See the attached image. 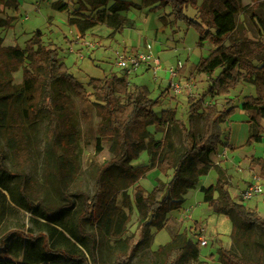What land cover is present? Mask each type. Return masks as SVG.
<instances>
[{
    "label": "rangeland",
    "instance_id": "374dc122",
    "mask_svg": "<svg viewBox=\"0 0 264 264\" xmlns=\"http://www.w3.org/2000/svg\"><path fill=\"white\" fill-rule=\"evenodd\" d=\"M68 1L18 0L19 8L16 12L11 8L5 9L4 4L0 5V18L11 20L10 27L0 29V151L3 155V165L8 171L25 176L27 194L34 202L38 201L41 206L51 209L62 204H71L68 216L74 220L76 211L81 207L82 197L79 194L85 195L88 199L93 196L96 174L105 162L116 156V142L112 138L101 139L97 147L96 140L100 138L99 117L93 105L94 98L90 97L88 102L81 101L70 83L64 79L52 83L48 107L37 106L34 116L27 121L23 115V101L19 91L22 84V70L15 73L9 71L10 58L7 52L9 48L23 49L25 42L36 30H40L45 45L57 50L59 61L65 64L67 73L74 76L88 93H91L88 82L92 78L103 79L111 74L125 77L130 91L135 92L139 97L159 101V106L153 109L158 115L161 110H175L176 119L186 127H189L191 105L199 104L198 113L191 120L197 140L205 131V116L200 114L207 106H213L217 112H224L228 109L229 103L236 106L243 97L254 96L255 87L242 82L228 96L209 95L208 78L196 72V65L200 58L208 56L212 45L205 42L197 46V33L192 28L187 29L182 22H176L171 15L170 7L152 10L144 7L140 0H124L132 3L133 6L127 11L118 12L117 18L113 20V27H109V21H106V24H96L81 34L76 25L68 23V19L72 18L74 21L84 23L94 18L99 11L108 12L113 6V1L105 5H99L101 0H70V3ZM195 1L197 5L202 3V0ZM236 1L246 8V11L239 16L245 37L250 42H259L263 39V30L258 18L264 21V7L249 12L247 8L251 5L250 0ZM53 3H68V11L63 13L54 11ZM252 13L255 17L251 16ZM186 15L198 20V13L193 8H187ZM242 38L240 32L238 39ZM121 54L154 55L159 58L160 65L164 69L156 75L144 69L129 75L117 66ZM178 61L183 63L177 79L182 91L179 95H172L166 71ZM253 63L257 65L256 62ZM186 85H189V89L185 88ZM6 95L8 98L2 99V96ZM38 101L39 97L36 99V104ZM48 109L57 117L54 135L48 130L49 122L46 117ZM240 112L236 116H240ZM217 117L218 115L215 118ZM236 119L239 121L240 118L236 117ZM11 125L19 127L17 137L9 128ZM220 127L222 136L235 135L236 143L244 137L248 140L257 133L254 131L255 125L244 122H234L228 126L224 122ZM148 130L154 141L163 138V134L156 133L152 127ZM172 140L178 152H184L180 136L174 134ZM253 150L264 151V146L261 149L255 147ZM249 160L250 158H245L241 161L249 165ZM130 164L133 167L148 165L147 150ZM237 168L239 169L240 166ZM248 170L255 172L250 175L248 182L254 176L259 177L258 167L249 166ZM116 172L113 169L109 171L113 177L116 176ZM228 176L235 180L236 193H240L242 183L239 182V174L233 171ZM171 177V170L160 172L154 168L145 174L136 186L139 185L145 193H150L159 182L166 186ZM208 180L202 178L201 182L205 183ZM230 182L231 185L226 187L229 196L231 192L236 201H239L238 195L232 191V180ZM246 185L248 184L245 183V187ZM136 186L116 193L113 206L115 215L106 229L100 230L91 220L81 221L83 232L92 235L95 241V264H114L116 257L122 254L129 257L127 264H162L163 255L157 253L158 248L169 243L172 235H180L183 232L191 243L188 244L186 241V254L180 264L201 262L223 264L218 255L220 249L230 251L236 257L242 258L245 263L262 264L264 237L260 229L256 226L245 227L234 216L235 228L229 232L231 220L228 218L230 224L227 218L217 215V207L215 211L214 206L204 203L203 194L195 188L194 191L190 190L191 192L187 193L181 209L178 212L173 211L175 215L168 214L167 222L149 218L148 224L141 226L140 216L134 204ZM262 186L264 188V183ZM60 188L66 193L67 198H62ZM259 196H261L260 202L256 205L259 216L264 220L263 195ZM252 200L254 201L255 197L243 203L250 205ZM190 207L192 220H181L179 216H186L188 212L185 211ZM120 212L128 215L129 221L125 224V231L119 237H115L113 236L115 218H118ZM18 213L14 214V218H10L7 227H13L15 223L30 227V213L23 210ZM194 221L198 222L199 227ZM186 226L190 227L186 229ZM200 226L203 227L202 234L208 241L205 247L200 246L197 241L196 230H199ZM218 237L223 240L220 242ZM137 242H139L137 247L130 255L132 247ZM179 243L180 241L177 245ZM194 250L198 251L196 258L193 257ZM82 254L85 255L87 264H93L87 252L82 251Z\"/></svg>",
    "mask_w": 264,
    "mask_h": 264
},
{
    "label": "trees",
    "instance_id": "16d2710c",
    "mask_svg": "<svg viewBox=\"0 0 264 264\" xmlns=\"http://www.w3.org/2000/svg\"><path fill=\"white\" fill-rule=\"evenodd\" d=\"M113 1L108 12L99 11L84 23L68 19V23L76 25L83 34L86 29L96 24L114 26L118 12L127 11L132 5L124 0H101L99 5ZM144 7L163 9L170 7L171 15L176 22H182L186 28H192L198 35L197 46L208 42L212 50L208 56L200 58L196 72L208 78V94L212 96H228L242 82L255 87L254 96H245L239 108L247 115L246 123L255 125L257 133L249 137L246 146L260 144L264 137V21L258 18L263 30L259 42H250L245 37L239 16L246 11L245 7L236 0H202L197 5L195 0H140ZM248 11L254 12L264 7V0H250ZM11 5H9L10 3ZM70 3V0L68 1ZM68 3H54L53 9L59 13L68 11ZM16 11L17 0H0V5ZM187 8H193L198 13V20L186 15ZM110 13V14H109ZM254 16V13L251 15ZM8 18H0V29L10 27ZM242 33L243 38L238 39ZM43 33L36 30L33 36L25 42L23 49L9 48L8 68L11 73L22 70L20 97L23 101V115L30 120L37 106L49 105L48 97L51 85L58 79L68 81L83 102L94 98L93 105L99 117L97 147L101 139H114L117 145L116 156L105 162L96 174V187L93 196L82 197L81 207L76 211L74 220L69 218L71 204H62L54 208L43 207L38 201L27 194L26 178L23 174L9 172L3 165V155L0 151V264H87V252L95 264V241L92 235L83 232L81 221L91 220L98 228L106 229L114 218V200L119 190H126L137 185L145 174L154 168L160 172L172 171V177L165 186L159 182L150 193H145L141 186H136L134 204L140 216V225L148 224L147 220L168 221V214L179 211L187 193L194 189L199 178L214 170L217 175L216 184L200 188L203 202L214 206L217 213L228 217L235 228L233 217H237L245 227L256 226L264 237V220L255 210L237 204L229 196L228 187L231 176L209 160L222 146V129L220 125L228 121L237 107L228 104L224 112H217L213 106H207L200 115L205 116V131L201 138H195L191 120L198 113L199 104L191 105L189 127L176 119L175 110H161L158 115L153 109L159 106L158 100L139 97L130 91L125 77L111 74L103 79L92 78L88 82L91 93L67 73L65 64L60 63L58 52L51 46L45 45ZM226 42H228L226 44ZM253 62H256L255 65ZM39 101L36 104V99ZM8 96H2L7 99ZM45 110V108H42ZM216 115H218L217 118ZM49 122L48 130L54 135L57 117L49 109L46 111ZM15 121V120H14ZM163 134V138L154 141L148 128ZM15 137L19 127L9 126ZM15 132V133H14ZM180 136L184 152L175 148L172 136ZM53 143V139H52ZM230 151L238 148L224 146ZM147 150L149 164L133 167L130 163ZM249 166L259 168V177L264 181V160L251 157ZM116 170L115 177L109 171ZM61 187V186H60ZM62 198L66 193L60 188ZM214 195L217 198L214 199ZM264 201V193H263ZM29 212L31 225L15 223L8 228L7 222L14 214L21 211ZM129 216L120 212L115 218L113 236L119 237L125 231ZM33 226H36L33 228ZM180 241V245L177 242ZM185 232L172 235L171 241L158 248L157 253L163 255L162 264H180L187 250ZM137 242L130 252L137 247ZM219 259L223 264H251L236 257L228 250H219ZM193 257H198V251H193ZM128 256L119 255L114 264H127ZM200 264H208L201 262ZM264 264V258L263 262Z\"/></svg>",
    "mask_w": 264,
    "mask_h": 264
},
{
    "label": "crops",
    "instance_id": "0c3cea01",
    "mask_svg": "<svg viewBox=\"0 0 264 264\" xmlns=\"http://www.w3.org/2000/svg\"><path fill=\"white\" fill-rule=\"evenodd\" d=\"M17 2H18V0H17ZM54 4V3H53ZM53 4H52V7H53ZM18 8H19V2H18ZM5 9H8L7 7L5 8ZM53 9V8H52ZM11 10V9H10ZM54 10V9H53ZM16 11H18V9L16 10ZM16 11H14V12H16ZM55 11V10H54ZM209 54V53H208ZM242 100H243V98L241 99V102H242ZM241 102L239 103V104H237L236 105V107H237V109H236V111H235V113H234V115L228 120V121H226V126H228L229 124H233L234 122H240V123H246V120H247V115L245 114V112L244 111H242L240 108H239V106H240V104H241ZM240 111H242V112H240ZM240 112V116H236L237 115V113H239ZM236 117H239L240 119H239V121H237V119H236ZM252 125V124H251ZM262 126L264 127V122H262ZM254 131L255 132H257V128L255 127V129H254ZM237 137L235 136V135H233L232 136V134H230V135H228V136H222V146L218 149V152L215 154V155H211L209 158H210V160L212 161V163L213 164H215V165H219L222 169H224L225 171H227V174L228 175H230L231 174V172L233 173V171H236V173H238L239 174V182H241L242 183V188L240 189V193H236L237 192V190H236V187L237 186H235V184H236V182H235V180H233L232 179V185H233V189H232V191H234L237 195H238V198H239V194H241L242 193V191H244L245 189H244V187H245V183H247L248 184V181H249V179H250V175L251 174H253V173H255V172H250L248 169H249V165H246L245 163H243L244 161H241L242 159H245V158H251V157H254V158H262V159H264V151H254L253 149L256 147L257 149H261V147L262 146H264V142L262 141V143H260V144H257L256 146L255 145H252V146H246L245 144H246V138L247 137H244L242 140H240V141H238V143H236V141H237V139H236ZM226 145H228V146H231V147H233V148H238V149H236V150H234V151H230L229 149H227L226 147H224V146H226ZM245 148V150L243 151V149ZM247 148H249L248 150H246ZM246 151H248V152H246ZM239 163V164H238ZM236 164V165H235ZM238 166H240V168L238 169L237 167ZM244 167V168H243ZM247 167H248V169H247ZM202 178H208L209 180L207 181V182H205V183H202L201 182V179ZM216 179H217V175H216V172L214 171V170H211V171H209V173L206 175V176H204V177H200L199 178V180H198V182H197V184H196V186H195V189H197L198 191L200 190V188H207V187H209V186H211V185H215L216 184ZM247 186V185H246ZM232 188V187H231ZM246 188V187H245ZM191 191H194V189L193 190H191ZM190 191V192H191ZM189 192V193H190ZM188 193V194H189ZM187 197V196H186ZM186 197H185V199H184V201L186 200ZM230 197L234 200V202H236L237 204H241V205H243V206H245L246 208H249V209H251V210H255L257 213H258V207H257V203L258 202H260L259 201V199L261 198V196H256L255 197V200L253 201L252 200V202H250V205H249V203H243V201L241 200H237L236 201V199L234 198V195L232 196V193L230 192ZM263 197V196H262ZM217 198V195H214V199H216ZM191 210H192V208L190 207L189 209H187L185 212H188V214H186V216H182L181 217V215L179 216L180 218H181V220H192V217H191ZM174 212H178V211H174ZM174 212H170L169 214H170V216H172V215H175L174 214ZM177 214V213H176ZM217 215H219V216H222V217H224V218H227L228 219V217H226V216H224V215H221V214H218L217 213ZM258 215H259V213H258ZM168 218H169V216H168ZM179 218V219H180ZM229 220V219H228ZM195 222V221H194ZM229 222H230V220H229ZM184 223V222H183ZM196 223V225H198V227H199V224H198V222H195ZM230 224H231V222H230ZM195 225V226H196ZM190 226H186V229H188ZM200 227H202V226H200ZM231 229H232V224L230 225V229H229V232L231 231ZM228 232V233H229ZM217 239H219L220 240V242L223 240L221 237H218Z\"/></svg>",
    "mask_w": 264,
    "mask_h": 264
},
{
    "label": "built area",
    "instance_id": "2783aa9c",
    "mask_svg": "<svg viewBox=\"0 0 264 264\" xmlns=\"http://www.w3.org/2000/svg\"><path fill=\"white\" fill-rule=\"evenodd\" d=\"M117 66L120 70L125 71L127 74H133L141 69L148 70L151 74L156 75L160 71H163L164 67L160 65V60L158 57L148 54V55H120L118 58ZM183 63L178 61L175 66H171L167 69L166 75L170 82V93L172 95H179L182 88L177 83L178 71L182 68ZM185 88L189 89V85ZM263 181L258 176L251 178L250 182L246 186L245 190L239 194V199L242 201L251 200L253 197L263 195ZM203 227L196 230L197 241L200 246L205 247L208 245V241L203 236Z\"/></svg>",
    "mask_w": 264,
    "mask_h": 264
}]
</instances>
